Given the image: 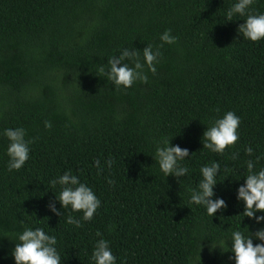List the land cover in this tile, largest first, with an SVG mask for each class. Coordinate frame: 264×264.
Wrapping results in <instances>:
<instances>
[{
    "label": "trees",
    "instance_id": "16d2710c",
    "mask_svg": "<svg viewBox=\"0 0 264 264\" xmlns=\"http://www.w3.org/2000/svg\"><path fill=\"white\" fill-rule=\"evenodd\" d=\"M236 2L0 0V264H15L12 253L26 228L56 237L61 264H94L101 238L117 264H235L232 232L264 228L243 215L237 198L247 161L255 172L264 169V39L238 32L246 16L227 20ZM251 10L264 14V0H254ZM168 29L178 41L161 48ZM147 45L162 53L156 74L146 67L148 83L116 90L100 68L124 49L140 50L143 62ZM228 111L240 117V138L221 155L204 148L203 137ZM9 128H24L34 140L18 171L8 169ZM163 140L189 150L179 162L188 168L185 177L161 171L154 156ZM214 162V198L227 208L209 216L190 198L203 179L200 169ZM65 172L100 199L93 220L56 199L62 186L51 181ZM68 216L82 227L68 224Z\"/></svg>",
    "mask_w": 264,
    "mask_h": 264
},
{
    "label": "clouds",
    "instance_id": "9594fccd",
    "mask_svg": "<svg viewBox=\"0 0 264 264\" xmlns=\"http://www.w3.org/2000/svg\"><path fill=\"white\" fill-rule=\"evenodd\" d=\"M254 0H237L226 13L228 21H232L234 15L246 16L245 23L241 24L238 32L243 38L252 42H258L264 39V14H255L251 9ZM172 30H166L160 40L163 44H175L178 37L171 34ZM143 62L140 59V50L124 49L119 58L113 56L108 59L106 70L100 68V72L108 80L112 81L116 90L121 87L131 88L135 83H148V75L145 70L156 74V64L159 63L162 53L159 48L153 49L152 45H147L142 50ZM131 62V66L129 64ZM241 120L233 111H228L223 118L217 119L213 126L207 128L204 133V148L212 152L223 155L230 147H234L239 141V126ZM45 127L51 128V122L45 121ZM3 135L10 141L7 154L9 156V171L20 170L24 167L30 158V147L34 140L26 139V130L24 128L5 129ZM246 153L251 156L253 149L248 147ZM194 154V153H193ZM192 154V155H193ZM189 150L180 146H173L171 142L163 140L157 144L155 159L159 164L161 171L166 177L174 175L177 178L185 177L188 168L182 166L179 162L189 157ZM238 153L233 154L232 159H237ZM107 167L111 168L114 161L109 159ZM98 171L102 172L100 161L95 162ZM255 164L252 160L247 161L246 183L238 189V200L245 203L243 215L252 218L257 223L264 222V215L257 216L258 212H264V169L258 172L254 171ZM203 179L198 185V190H192L190 203L203 205L206 207L209 216H215L218 210L226 209V201L222 198H214V187L217 185L218 173L220 174V164L212 163L210 166H203L200 169ZM59 183L62 190L56 199L64 209L71 207L73 212H82L84 221H91L97 210L101 207V201L97 198L93 190L84 183H81L76 175L71 172H65L58 180L54 179L51 184L55 186ZM109 184H115L114 180L109 179ZM49 209L58 216L63 214L55 206V202L49 204ZM68 224L82 227L81 221L68 216ZM258 240L264 241V228L257 230L254 234L245 236L241 231L232 232L231 251L234 253L235 264H264V243H253L252 236ZM97 236H102L97 232ZM229 240V239H228ZM19 243H16L12 255L15 264H61V256L57 251V239L55 236L48 235L42 228H26L19 235ZM226 241L219 242L220 247ZM213 247V242H212ZM215 247V248H216ZM221 248V247H220ZM94 264H117V257L111 251L109 242L106 239H99L94 247L92 254Z\"/></svg>",
    "mask_w": 264,
    "mask_h": 264
}]
</instances>
